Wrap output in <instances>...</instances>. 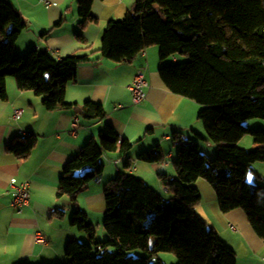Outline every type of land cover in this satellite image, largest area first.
<instances>
[{
  "label": "trees",
  "instance_id": "16d2710c",
  "mask_svg": "<svg viewBox=\"0 0 264 264\" xmlns=\"http://www.w3.org/2000/svg\"><path fill=\"white\" fill-rule=\"evenodd\" d=\"M77 2L80 21L75 38L85 45L83 31L97 22L91 14L94 0ZM27 27L20 12L8 0H0V100H7V79L13 78L19 91L40 97L47 111L72 110L75 116L102 120V105L88 102L81 107L66 101L67 86L77 80L78 67L101 59L130 63L158 47L162 62L178 59L160 68L161 79L171 93L203 107L199 119L208 141L218 147L210 158L197 144L174 133L176 175H158L166 195L131 173L133 159L127 158L124 170L104 188L108 239L95 243L94 225L86 212L76 209L72 225L86 232L91 243L68 242L67 261L58 264H149L160 253L175 255L179 264H237L233 249L197 214L202 196L194 183L199 179L212 186L222 213L243 211L264 241V183L252 186L247 181L252 166L264 163V130L244 125L251 119L264 120V0H135L123 19L108 22L99 50L62 59L37 49L20 55L16 43ZM247 134L253 137L252 150L238 146ZM120 142L110 126L98 140L90 139L64 166L57 197H68L77 206L79 192L103 174V155L118 152L123 158L132 150L133 143L124 141L119 147ZM36 144L34 135L19 137L7 152L24 160ZM138 160L160 164L165 156L157 146ZM133 250L148 256H128Z\"/></svg>",
  "mask_w": 264,
  "mask_h": 264
},
{
  "label": "crops",
  "instance_id": "0c3cea01",
  "mask_svg": "<svg viewBox=\"0 0 264 264\" xmlns=\"http://www.w3.org/2000/svg\"><path fill=\"white\" fill-rule=\"evenodd\" d=\"M8 1L28 24L16 43L18 53L25 55L34 49L47 50L56 59L99 50L108 22L123 19L135 5V0H94L91 14L97 22L89 24L83 31V45L75 38L80 21L77 0H53L57 5L49 9L40 0ZM176 61L169 59L162 62L159 48L151 47L130 63L101 59L96 64L79 66L77 80L67 86L66 101L81 107L88 102L102 105L105 110L102 120L75 116L72 110L47 111L40 97L31 91H19L15 80L7 79V100H0V264L66 262L68 242L91 243L86 232L72 225L76 209L86 212L94 225L95 243L105 242L108 239L103 226L106 183L124 170L127 158H132L130 172L166 195L167 190L162 187L158 175H176L173 163L177 159L178 146L173 141L174 133H181L186 140L197 144L208 157L216 156L218 147L208 141L199 119L203 107L171 93L161 79L160 68ZM139 70L146 72L149 89L147 100L134 106L128 86ZM14 109L23 111L18 120L13 118ZM75 119H78V128L72 134ZM254 125L264 128L261 124ZM106 126L114 128L119 135V147L128 141L133 143L132 150L123 158L118 152L103 155V174L79 192L77 206L68 197H57L64 166L79 154L90 139L98 140L99 133ZM247 126L255 130L252 125ZM29 135L37 137V144L26 159L18 160L7 152L12 141ZM157 146L165 156L164 162L148 164L138 160L141 153ZM238 146L247 150L255 148L248 137L241 139ZM252 168L253 172L247 177L248 183L261 185L264 163H255ZM256 175L261 176L263 181ZM13 178L30 184L31 204L21 214L10 206L9 191ZM194 187L202 196L196 208L197 214L233 249L237 264H263L264 241L257 236L246 214L241 210L222 213L216 193L207 181L199 179ZM58 211L63 215L56 214ZM38 232L48 238L47 246L35 242Z\"/></svg>",
  "mask_w": 264,
  "mask_h": 264
},
{
  "label": "built area",
  "instance_id": "2783aa9c",
  "mask_svg": "<svg viewBox=\"0 0 264 264\" xmlns=\"http://www.w3.org/2000/svg\"><path fill=\"white\" fill-rule=\"evenodd\" d=\"M40 3L47 9L57 5L53 0H40ZM172 59L173 61H176L175 57ZM148 89L149 81L147 80L146 72L144 70H139L132 83L128 86V90L131 94V101L134 106L141 105L147 100ZM22 114L23 111L21 109H14V120H18ZM77 128L78 119H75L72 124V134H75ZM9 195L11 198L10 206L17 214H21L31 204V189L30 184L27 181L20 182L17 178H13ZM231 228L234 229L233 226H231ZM34 239L35 242L41 246H47L49 244L48 238L41 232L35 234ZM262 262L264 264V258L262 259Z\"/></svg>",
  "mask_w": 264,
  "mask_h": 264
},
{
  "label": "rangeland",
  "instance_id": "374dc122",
  "mask_svg": "<svg viewBox=\"0 0 264 264\" xmlns=\"http://www.w3.org/2000/svg\"><path fill=\"white\" fill-rule=\"evenodd\" d=\"M26 55V54H25ZM23 56V55H22ZM254 124H261L262 127H264V120H260V119H251L248 121L244 122V125L248 128L249 126L247 125H252L251 127H253L255 130L253 131H258V130H264V128H259L260 126L258 125H254ZM248 137L250 138V140L253 141V137L250 134L245 135L243 138ZM242 138V139H243ZM247 140V139H246ZM116 177V176H115ZM114 177V178H115ZM113 178V179H114ZM264 183V182H262ZM257 184H255L256 186ZM260 185V184H259ZM262 185V184H261ZM153 239H151V244L153 243ZM128 256L133 257V258H142V257H146L148 256L146 252L142 251V250H133L127 253ZM161 261L164 264H179V260L178 258L171 254V253H160L159 255L153 257L150 261L149 264H158V262Z\"/></svg>",
  "mask_w": 264,
  "mask_h": 264
}]
</instances>
